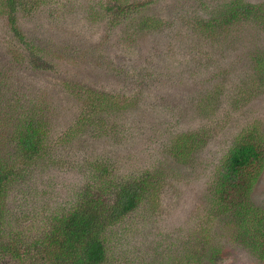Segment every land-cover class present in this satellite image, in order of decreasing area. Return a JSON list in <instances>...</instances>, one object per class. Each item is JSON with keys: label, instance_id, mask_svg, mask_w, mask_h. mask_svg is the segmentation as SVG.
<instances>
[{"label": "rangeland", "instance_id": "374dc122", "mask_svg": "<svg viewBox=\"0 0 264 264\" xmlns=\"http://www.w3.org/2000/svg\"><path fill=\"white\" fill-rule=\"evenodd\" d=\"M22 1L21 41L0 14V91L11 92L0 94V143L10 148L7 119L38 107L48 136L8 187L0 243L13 236L25 248L44 211L75 203L87 185L149 173L150 194L107 232L106 264H264V238L254 240L258 252L237 202L214 195L234 141L264 137L254 69L255 56L264 60V0H242L251 15L228 25L218 14L231 0H153L127 20H112L98 0ZM24 41L43 61L53 56L51 67L14 61ZM1 149L0 158L10 153ZM257 172L249 216L264 213V160Z\"/></svg>", "mask_w": 264, "mask_h": 264}, {"label": "trees", "instance_id": "16d2710c", "mask_svg": "<svg viewBox=\"0 0 264 264\" xmlns=\"http://www.w3.org/2000/svg\"><path fill=\"white\" fill-rule=\"evenodd\" d=\"M33 2L37 4L43 0H31L30 5L33 6ZM125 2L126 0H98L97 5L98 7L103 5L105 12L112 16V20L117 18L127 20L130 13L139 14V11L154 3L153 0H134V4L130 5ZM26 6L22 0L0 2V14L10 24L12 35L19 41L22 37L15 20L18 11L25 9ZM251 8L242 0L227 1L218 17L226 25L239 23L251 15ZM260 18L264 22V17L260 16ZM148 22L145 18L141 21V25H147ZM24 45L25 51L13 53L14 61L25 63L36 70L51 67L53 56L50 55L47 61H43L41 56L38 57L33 51L30 43L24 41ZM262 52L264 54V48ZM257 56L254 57L256 65L254 69L260 70L259 82L264 85V69L261 71V68H264V60L258 61ZM10 93L8 90L0 91L1 95ZM27 110L28 113L15 119L13 123L7 119L6 124L11 125L8 136L10 148L0 143V149L3 147L1 150L5 153L7 149L10 151L0 158V222L5 212V201L9 196L8 187L20 177L18 173L32 165L45 150L44 142L48 131L43 121L39 119L42 108ZM263 139L264 137H258L251 131L241 134L227 151L223 170L214 186L216 198L232 203L234 209L237 202L236 206L239 207L237 213H241L243 221L251 227L250 235L244 237L246 241L252 240L251 246H254L255 239L264 238V213L255 209L252 216L247 213V208L253 209L248 201V195L252 191L258 168L264 160V152H260ZM98 167L102 168L101 174H104L106 170L104 165L100 162ZM145 176L148 180H145ZM153 186L149 173L133 178L132 181H124L120 177L114 178L113 183L101 185L97 182L87 185L78 193L79 197L75 203L72 201L67 203L68 206L58 205L51 210H43V224L34 226L41 235L36 238V235L26 233L24 238L28 243L26 246L24 244L25 248L20 249L13 236L1 241L0 259L11 257L13 260H25L29 257L30 264H106L109 259V252L105 246L108 230L129 217L150 194ZM31 217L37 219L39 215L37 212H32ZM259 224L260 227H257L256 225ZM256 228L259 232H256ZM260 245L264 252V241ZM254 248L259 252L255 246Z\"/></svg>", "mask_w": 264, "mask_h": 264}]
</instances>
